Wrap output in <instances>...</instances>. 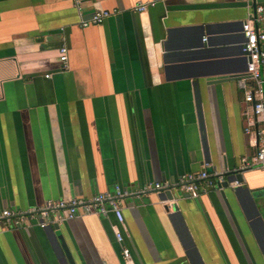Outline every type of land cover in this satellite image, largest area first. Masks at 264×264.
Listing matches in <instances>:
<instances>
[{
	"label": "crops",
	"instance_id": "crops-1",
	"mask_svg": "<svg viewBox=\"0 0 264 264\" xmlns=\"http://www.w3.org/2000/svg\"><path fill=\"white\" fill-rule=\"evenodd\" d=\"M140 1L0 0V211L128 192L124 226L113 212L0 222V264H69L60 237L76 264H264V170L243 167L257 123L236 78L251 7L155 0L137 11ZM102 10L112 14L82 25ZM204 168L241 185L225 197L167 190L172 201L147 189Z\"/></svg>",
	"mask_w": 264,
	"mask_h": 264
},
{
	"label": "built area",
	"instance_id": "built-area-1",
	"mask_svg": "<svg viewBox=\"0 0 264 264\" xmlns=\"http://www.w3.org/2000/svg\"><path fill=\"white\" fill-rule=\"evenodd\" d=\"M248 3L251 10L248 17L242 23L243 40L241 42V54L246 58V69L238 75L237 85L241 92L243 101L248 104L255 117L257 126L249 128L248 132L256 133L258 137V149L251 161L243 159V167L249 168L259 166L264 170V5L257 0H243ZM155 0L140 1L135 5V10L145 11L156 5ZM253 7H252V6ZM112 14L109 10L97 11L89 20L83 21L82 25L87 27L91 24H100ZM206 40V38H205ZM68 48L63 45L60 49L61 69L68 68ZM51 76V74H47ZM242 167V168H243ZM227 179V175L221 171L210 172L207 169L199 173L189 172L184 174L177 186L168 181L156 182L147 186L148 190L158 192L180 188L190 194L192 198L199 197L206 192L209 187L219 186ZM237 187L241 185L239 180L230 183ZM127 191L117 187L115 195L111 193H98L90 199L48 200L44 206L35 207L28 210H17L4 208L0 211V222L6 227L18 226L27 223L29 220L37 219L43 228L52 223L64 222L66 219L74 218L84 214H103L113 212L119 225H125L122 198ZM117 240L124 242L125 236L119 227L115 230ZM123 258L126 262L132 260L131 249L123 245Z\"/></svg>",
	"mask_w": 264,
	"mask_h": 264
},
{
	"label": "water",
	"instance_id": "water-1",
	"mask_svg": "<svg viewBox=\"0 0 264 264\" xmlns=\"http://www.w3.org/2000/svg\"><path fill=\"white\" fill-rule=\"evenodd\" d=\"M236 78L238 79V76H237ZM236 179L239 180V181L241 182V177H240V175H238V176H236V177H228L225 181H223V182L220 184L221 187H223V189L221 190V192H222V194L224 195V197H225V191H224V189H225L226 187H228V186L230 185V183H231L232 181L236 180ZM239 186H240V185H239ZM239 186H237V187H239ZM165 198L169 199L170 201H172V200H176V199H175V194H174L172 191H167V192H166V195H165ZM174 204H177V205H174ZM178 205H179L178 201L173 202L172 210H173V211L177 210V209H178V208H177ZM54 226H55L56 228L59 229V224H55ZM50 228L53 229L52 226H50ZM60 236H61V235H60ZM60 239H61L60 241H61L62 248H63V250H64V256H65V258H66V262L69 263V264H76V263H75V260L73 259V256H72V254H71L70 249H69V248L67 247V245H66V241H65V239L62 238V237H60Z\"/></svg>",
	"mask_w": 264,
	"mask_h": 264
}]
</instances>
